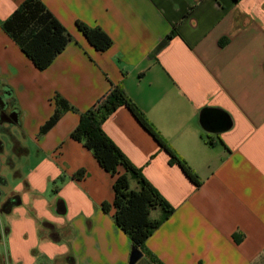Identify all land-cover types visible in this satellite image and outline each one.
Segmentation results:
<instances>
[{
    "label": "crops",
    "instance_id": "obj_1",
    "mask_svg": "<svg viewBox=\"0 0 264 264\" xmlns=\"http://www.w3.org/2000/svg\"><path fill=\"white\" fill-rule=\"evenodd\" d=\"M23 1L0 0V93L15 98L0 130L27 150L0 153L4 196L22 198L0 213V264H129L132 240L113 208H103L114 200V177L70 136L80 113L115 87L200 179L196 185L171 163L126 106L103 122L174 208L146 248L164 264H264V0H41L70 35L43 70L3 29ZM78 21L103 29L111 47L97 50ZM57 96L78 111H65L41 133ZM208 108L228 116L230 127L218 131L222 123L212 118L215 131L206 130ZM60 244L67 251L51 246Z\"/></svg>",
    "mask_w": 264,
    "mask_h": 264
},
{
    "label": "trees",
    "instance_id": "obj_2",
    "mask_svg": "<svg viewBox=\"0 0 264 264\" xmlns=\"http://www.w3.org/2000/svg\"><path fill=\"white\" fill-rule=\"evenodd\" d=\"M80 31L97 50H107L113 40L100 27L89 26L81 21L77 22ZM4 31L20 46L36 67L43 70L53 62L62 52L70 35L66 27L50 12L41 0H24L12 14L3 22ZM175 32L168 34L156 46L154 52L163 48ZM227 39V38H225ZM126 106L136 117L138 122L148 131L158 144L170 155V162L178 164L188 178L199 185V176L192 170L186 160L172 150L156 127L149 121L142 111L125 93L121 87H115L100 98L93 107L81 112L79 123L71 132V138L82 142L96 158L100 166L114 177V200L111 205L103 204L104 210L113 208L116 224L125 231L132 240L133 247H138L145 253L150 262L164 264L154 253L145 246L146 239L156 230L164 220L174 211L170 203L142 174L119 147L111 140L102 128L103 122L120 106ZM57 108L53 115L41 128V133L52 128L67 110L78 111L66 99L57 96ZM25 148L14 146L18 154ZM4 150V143L0 139V153ZM11 162V159H8ZM122 168L124 171L120 170ZM82 175L78 176L81 177ZM135 180L137 188L131 186ZM7 181L0 168V213L9 214L14 207L22 203L20 194L4 196L3 186ZM5 197V198H4ZM155 209L162 211L158 219L151 217Z\"/></svg>",
    "mask_w": 264,
    "mask_h": 264
},
{
    "label": "water",
    "instance_id": "obj_3",
    "mask_svg": "<svg viewBox=\"0 0 264 264\" xmlns=\"http://www.w3.org/2000/svg\"><path fill=\"white\" fill-rule=\"evenodd\" d=\"M14 119L17 120V116L13 115ZM212 118L219 120V123H222L221 129L218 131H224L230 127L231 121L224 113L218 111V109L208 108L205 110L202 121L204 128L208 131H215L210 129V123L212 122ZM143 256V252L138 247H132V251L130 254L129 264H136Z\"/></svg>",
    "mask_w": 264,
    "mask_h": 264
},
{
    "label": "rangeland",
    "instance_id": "obj_4",
    "mask_svg": "<svg viewBox=\"0 0 264 264\" xmlns=\"http://www.w3.org/2000/svg\"><path fill=\"white\" fill-rule=\"evenodd\" d=\"M8 93H5L4 96L7 97ZM6 103L4 105L5 106H14V100L15 98L12 96H8L7 99H6ZM17 100V99H16ZM13 102V103H12ZM15 111V110H14ZM15 113L17 114V111H15ZM17 116V115H16ZM17 120H18V116H17ZM22 120L19 119V122H21ZM0 139L3 140V143L5 144V147H4V151H8L9 153L12 151V155H15V157H19L20 155H18L17 152H14V144H13V141H12V138H9V136H7L6 134H4L3 131L0 130ZM10 159V158H9ZM11 159H13L11 157ZM10 164V163H9ZM13 176H11L12 178ZM5 198V197H4ZM157 212V211H156ZM155 213V212H154ZM145 260L143 258H141L136 264H145L144 263Z\"/></svg>",
    "mask_w": 264,
    "mask_h": 264
},
{
    "label": "flooded vegetation",
    "instance_id": "obj_5",
    "mask_svg": "<svg viewBox=\"0 0 264 264\" xmlns=\"http://www.w3.org/2000/svg\"><path fill=\"white\" fill-rule=\"evenodd\" d=\"M6 101V98L2 95V93H0V120L2 118H10V114L6 112V107H4Z\"/></svg>",
    "mask_w": 264,
    "mask_h": 264
},
{
    "label": "clouds",
    "instance_id": "obj_6",
    "mask_svg": "<svg viewBox=\"0 0 264 264\" xmlns=\"http://www.w3.org/2000/svg\"><path fill=\"white\" fill-rule=\"evenodd\" d=\"M13 192H18L19 191V187H17V188H14L13 190H12ZM25 196H27V193H25ZM34 207H35V205H34ZM36 214H37V219H39V217H40V215H41V212H40V209L39 208H37L36 209ZM53 248H55V247H59V248H61V249H63L64 251H67V246L66 245H64V244H60V245H51ZM54 257L52 256V255H49V259H53Z\"/></svg>",
    "mask_w": 264,
    "mask_h": 264
}]
</instances>
